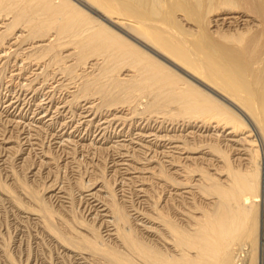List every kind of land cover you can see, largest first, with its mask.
I'll return each mask as SVG.
<instances>
[{"label": "bare ground", "instance_id": "1", "mask_svg": "<svg viewBox=\"0 0 264 264\" xmlns=\"http://www.w3.org/2000/svg\"><path fill=\"white\" fill-rule=\"evenodd\" d=\"M5 71L0 109L97 160L90 184L77 177L94 224L63 186L46 198L68 219L14 170L31 205L0 180L77 264H264V0H0ZM104 154L129 181L120 195Z\"/></svg>", "mask_w": 264, "mask_h": 264}, {"label": "rangeland", "instance_id": "2", "mask_svg": "<svg viewBox=\"0 0 264 264\" xmlns=\"http://www.w3.org/2000/svg\"><path fill=\"white\" fill-rule=\"evenodd\" d=\"M9 74L10 72L8 73V71L0 72V78L3 80V86L1 89L2 97L0 96V99L2 98L1 100L3 101L5 100V97L7 98L6 96L7 88L5 86H6V81L9 79V77L7 76ZM29 101H31L29 102L31 105L34 102L32 98ZM55 101H57V99ZM1 105L2 103H0V107ZM27 107L29 108L30 106H27ZM27 107H25V109H28ZM11 109H12L10 110L11 112L14 111V108H11ZM25 109L23 111L22 109H19L17 111L18 112L17 114H19L21 111L22 113H26L27 110ZM0 113H2L0 114V141H1L0 142V180L6 184H10V188L12 189L13 193L14 194L18 193L17 196L21 199V202H24L26 205H31L32 203L31 202L29 203L28 199L24 198V195L20 193L19 191L20 188L16 186V184L12 183L13 181H11V178H10L12 170H14V172L17 173L18 176H20V178H22L23 180L25 179L26 182L32 186V189H35L44 198L52 194V191H50L51 193L48 192L49 190L47 188L50 187L49 189H52V186L54 185L63 186L65 191L70 190V192L71 193L73 192L74 194V198H75L74 207L76 210V215L84 221L93 223V221H95L93 220V216L95 215H94V212L92 211L94 207H92L88 201L90 197L85 196L87 195L88 192L84 191V193L82 194V192L80 191L81 189H79V185L77 184V181H80L78 180V178L82 179L81 182L82 183L84 182L86 185H88L90 184L91 181H93V179H95V176L98 175L94 171L95 169L94 165L96 164L97 160L90 158L91 155H88L87 151H85L83 147L81 146V143L83 142H78V143L76 142V144L74 145L69 144V146L65 144L58 146L57 145L58 143H56L57 142L56 140L59 141V139L49 138L50 133L58 132V131L57 130L54 131L53 127H50L51 128L50 129L47 127V125H42V123L37 124V122L36 123L33 122L30 119L32 118V116H35V115H32L33 113L28 112V117L24 116L23 118L13 117L12 115H9L7 112H5L3 108L0 109ZM13 118L21 121V123L22 122H25V123L33 122L32 125L30 124V127L35 130H38L39 125L43 126V128H45L44 130L46 129L47 130L45 132L43 130V132L40 135L34 134L37 132L35 130H29V133L33 135H32V140L27 141V139L25 138L28 133L20 132L22 128L14 127L15 124H13L14 125L13 126L12 125L13 122L11 123L7 122V119H13ZM56 120L61 121L60 118H56ZM245 121L247 122L246 119ZM47 131H48V134H47ZM36 135H39V136H36ZM36 137L37 138L39 137V138L37 139ZM5 138H10L11 142L7 144L10 147L9 149L10 151L9 150L4 151L3 146L1 144L2 140H5ZM66 138L64 137V139ZM85 142L88 143L90 142V140L85 141ZM63 143L68 144L67 141H64ZM112 143L113 142L110 141L109 143L103 144L104 146L103 145L102 146L108 147V146H111ZM113 144L115 145V143ZM75 145H77V147ZM74 148L77 150L75 151L76 152L75 154L68 153L72 151V149ZM44 153H46V155ZM65 153L67 155L69 154V156H66ZM104 155H105L104 156L105 160H103L104 164L102 163V166L104 165L103 175L105 177V180L107 178L108 179L107 181L110 182V184L113 186L112 187L113 190H115L120 195L124 189L128 190L130 188L129 181L122 178L124 175L116 173L118 172V170L116 168L114 169L115 166L113 165L114 164L113 158H112L113 156L111 154H107V155L104 154ZM2 156H4V159L6 158L4 162L3 160H1ZM44 158H49V161L52 160L51 163H45L46 161L44 160L46 159ZM41 159H42V162H41ZM79 165L81 168L78 167ZM35 172L36 174H33ZM97 173H98V170H97ZM100 180L102 181L103 179L100 178ZM51 183H53V185H50ZM135 187L139 188L137 184ZM122 188L124 189L122 190ZM133 193L135 195L132 194V201H134V203L137 204L139 203V200L141 198L137 195L136 191H134ZM19 194L21 196H19ZM0 196L3 197L2 194ZM1 197H0V264H11L9 261L10 259H8L9 262L7 261L8 255L10 256L14 264H77L75 261L72 260L73 257L68 255V252L63 251L62 248L59 247L56 242H54L50 237L46 235V233L43 232V230L36 223L35 219L28 216V214L23 213L15 205L13 206V204L10 203L9 200L7 201V198H5V196L3 197V199ZM138 197L140 199H138ZM46 199H49L47 201H49V203H51L52 206L56 210L57 209L59 210V211L57 210L58 212H60L59 214L62 213L65 218L67 219L69 218L68 215L65 214L64 212V209H66V205H68V203L61 202L55 198L53 199L46 198ZM2 200H5V201H2ZM90 206L92 207V209ZM99 224L100 222L99 223L95 222L96 226H98ZM100 230L101 232L102 230H104L103 233L104 234L106 233L103 227H101ZM5 252H6V255H5Z\"/></svg>", "mask_w": 264, "mask_h": 264}]
</instances>
